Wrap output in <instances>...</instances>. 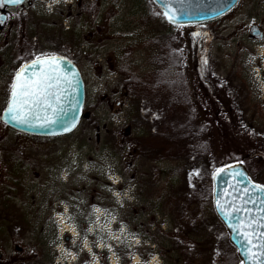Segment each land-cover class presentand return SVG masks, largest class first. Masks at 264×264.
Instances as JSON below:
<instances>
[{
	"label": "rangeland",
	"instance_id": "rangeland-1",
	"mask_svg": "<svg viewBox=\"0 0 264 264\" xmlns=\"http://www.w3.org/2000/svg\"><path fill=\"white\" fill-rule=\"evenodd\" d=\"M77 1L33 0L32 25L12 29L10 37L7 27L0 29V115L12 75L28 54L67 53L82 74L88 112L68 136L0 125V264H190L191 252L195 264H240L212 204L191 225L176 210L187 204L196 211L194 197L212 192L213 173L231 155L252 151L250 139L261 155L250 162L254 173L242 160L229 163H243L264 188V0H239L216 19L180 25L157 14L152 0H84L90 9L84 14ZM147 11L158 16L153 24L145 23ZM151 31L172 35L183 52L191 106L200 113L194 121L209 127L210 154L135 158L140 150L127 142V135L173 128L182 107L134 103L118 84L119 48L141 43ZM147 49L134 48L130 70H149ZM19 159L24 165L16 171Z\"/></svg>",
	"mask_w": 264,
	"mask_h": 264
},
{
	"label": "trees",
	"instance_id": "trees-1",
	"mask_svg": "<svg viewBox=\"0 0 264 264\" xmlns=\"http://www.w3.org/2000/svg\"><path fill=\"white\" fill-rule=\"evenodd\" d=\"M157 14L164 17L160 10ZM157 17L158 16L151 11H147V13H144L143 15L145 23L147 24H153ZM173 42L174 38L172 35L158 34L151 31L143 38L141 43L135 45L129 44L128 48L124 49L125 52L119 48L117 58L114 60L116 65L115 69L120 75L118 84L124 89L128 100L134 103L143 101L148 105L150 104L151 107H154L158 103L165 104L167 102L174 105L176 104L175 106H182L181 108H178L179 112L178 115H176L177 121L173 128H169V130L160 134L146 135L138 133L136 135L126 136L127 142L134 147L136 146L140 150L139 155L136 154L135 158L148 156V158L159 157L164 159H177L192 156L193 154L205 156L212 152L210 146L212 145L214 147L213 142H207V140L204 139L205 134L206 136L209 135V127L205 126V124H195L196 122L194 121V118L200 113H198V109L191 106L190 83L185 78L181 69L183 52L174 48ZM138 47H140L141 50H144L145 53L148 52L147 48L152 49H149L152 52L151 56L145 60L149 65V70L145 73H137L129 69L128 64L130 55L135 51L134 48L138 49ZM195 48H198V44H195ZM63 55L70 58L67 53H63ZM31 58H33L32 55L28 54L27 56L21 57L20 60L25 62ZM204 104L205 105H201V107L209 110V104ZM184 107L188 108L189 115L183 114ZM85 110H87V108L83 109V118L88 117V112L86 113ZM217 124L219 125H214L215 134L221 132L220 127L222 124L219 121ZM0 125L4 126L5 124L0 121ZM69 134L70 133L61 136H68ZM225 141H228V139ZM235 143H242V140L236 138ZM249 143L252 150L249 154L247 153V155L245 154L244 156L240 153L233 154L231 155L232 158L222 165L224 166L229 162L242 160L246 163L249 173L252 175L255 169L250 162L255 163V157H261V155L256 153L255 149L259 143L257 141H252L251 139L249 140ZM153 148H155V150ZM157 150L160 151L158 152ZM9 159L13 160V157ZM14 160H16V158ZM21 164L24 165L20 159L19 161H15V167H13L14 170L18 171L21 169ZM168 196L171 197L170 195ZM174 199L176 202L180 201V195L179 199ZM194 199L199 200V206L196 211L187 210L189 207L187 204H184L180 211L176 210L177 215H179L181 219H184L183 222L189 225L193 222H201V219H204L206 210H209V207H211L212 204V194L209 191L202 192L199 193L197 197H194ZM186 210L188 213H192V217L187 214ZM193 253L194 252H191L190 255H188L190 264H195L196 262Z\"/></svg>",
	"mask_w": 264,
	"mask_h": 264
},
{
	"label": "water",
	"instance_id": "water-1",
	"mask_svg": "<svg viewBox=\"0 0 264 264\" xmlns=\"http://www.w3.org/2000/svg\"><path fill=\"white\" fill-rule=\"evenodd\" d=\"M152 2L159 7L161 12L169 11V14L175 13L177 22L171 24H193L205 22L218 18L229 12L238 2V0H172L171 3L165 4L164 0H152ZM183 11V15L181 14ZM167 20V18H166ZM168 23H170L167 20ZM55 56L59 61V70L62 74L68 75L72 80V85L69 87L63 84L65 89L64 96L61 101V111L57 114L55 119L59 122L56 124H44L43 120H36L35 117L30 118V125L17 124L10 121L8 118L7 109L11 102L12 85L15 83L16 73L20 71L25 65L31 64L37 57L21 64L15 71L9 91L7 104L1 112L0 120L15 130L31 135L40 136H55L63 135L74 131L80 123L85 101V84L81 72L77 65L69 58L59 55H43L39 56L52 57ZM41 65H37L36 69H29L28 74L32 71H39ZM74 89V90H73ZM44 124L43 127L40 125ZM74 124V126H72ZM69 128L70 130H65ZM241 173L242 175H236ZM250 178L246 166L241 162L229 163L212 175V206L216 216L221 220L228 232V240L235 247L238 257L242 264H258L248 258L244 249L248 247L247 244L241 243V237L233 231L230 225H236L243 221L247 223L250 219L255 220L256 217L264 216L261 211L264 208V190H256V186ZM259 186V185H258ZM263 188V187H261ZM245 189L248 191L245 192ZM255 203L245 201H252ZM217 201L223 206V211L231 213L230 216L222 214L221 209L217 205ZM239 207L241 211L236 212L235 209ZM248 209L249 211H243ZM255 222L253 229H255ZM253 229H242L244 231H252ZM257 231H264V228L257 229ZM255 251V249H254Z\"/></svg>",
	"mask_w": 264,
	"mask_h": 264
},
{
	"label": "snow or ice",
	"instance_id": "snow-or-ice-1",
	"mask_svg": "<svg viewBox=\"0 0 264 264\" xmlns=\"http://www.w3.org/2000/svg\"><path fill=\"white\" fill-rule=\"evenodd\" d=\"M22 2L23 0H0V7L5 4L18 5ZM164 2L167 5L172 0H164ZM180 2H183V0H180ZM181 14H184L183 11ZM163 15L170 23L177 22L175 13L169 14V11H165ZM0 23H3L2 19H0ZM37 65H41V69L28 74L29 69H36ZM58 65L59 61L55 56L37 57L31 64L25 65L16 73L15 83L12 85L11 102L7 109L10 121H14L17 124L30 125V118L35 117L36 120H43L44 124H56L59 122L54 117L62 110L60 104L65 91L62 85L67 84L71 87L72 80L68 75L60 72ZM44 124L40 126L43 127ZM65 130L70 129L65 128ZM236 175L242 174L236 173ZM253 187L256 190H264L258 185ZM247 191L245 189V192ZM248 202L255 203V199L245 201V203ZM261 203H264V201H261ZM217 205L223 215H231V213L223 211V206L220 205L219 201H217ZM235 211L239 212L241 208L237 207ZM243 211L247 212L249 210L243 209ZM261 211L264 212V208ZM254 222L255 229H253ZM230 227L233 228L237 236L241 237V243L248 245L244 249L248 258L258 262V264H264V231H257V229L264 228V216L256 217L254 221L250 219L247 223L241 221L234 226L230 225ZM242 229L253 230L244 231Z\"/></svg>",
	"mask_w": 264,
	"mask_h": 264
},
{
	"label": "flooded vegetation",
	"instance_id": "flooded-vegetation-1",
	"mask_svg": "<svg viewBox=\"0 0 264 264\" xmlns=\"http://www.w3.org/2000/svg\"><path fill=\"white\" fill-rule=\"evenodd\" d=\"M32 1L33 0H23V2L18 5L5 4L3 7H0V19L3 20V23H0V29L7 27L6 32L8 33L9 37L11 35L12 29H16L19 26V28H22L23 30L25 27L27 28L25 23L27 24V22H29V25L33 24L30 22L32 21L33 16L28 12V9L31 8ZM83 1L84 0H79L76 2V5H78L79 8V14H84L86 11H88V9H85L86 3L84 4ZM34 17L36 18V15ZM20 25H22V27H20ZM66 28H68V26H66ZM257 31V28L251 30L253 34L258 36L260 35L261 38V34H259ZM15 35H17V33Z\"/></svg>",
	"mask_w": 264,
	"mask_h": 264
}]
</instances>
